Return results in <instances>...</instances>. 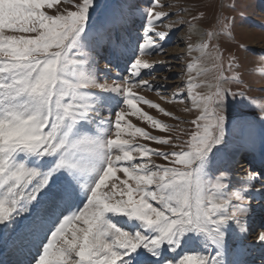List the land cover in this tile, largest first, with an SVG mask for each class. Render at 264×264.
I'll list each match as a JSON object with an SVG mask.
<instances>
[{
	"label": "snow or ice",
	"instance_id": "1",
	"mask_svg": "<svg viewBox=\"0 0 264 264\" xmlns=\"http://www.w3.org/2000/svg\"><path fill=\"white\" fill-rule=\"evenodd\" d=\"M59 3L0 0V243L21 255L37 248L27 264H247L230 241L248 235L253 196L264 198V156L242 176L235 165L238 156L255 149L264 98L249 100L245 92L218 84L191 122L197 130L190 141L172 145L179 151L132 144L121 138L132 134L126 129L172 144L171 137L151 135L124 119L127 106L154 128H167L137 101L165 110L132 92L153 89L139 78L155 67L137 56L123 31L139 6L121 0V11L96 25L90 9L99 0H82L64 14L43 10ZM157 4L153 0L144 13L141 53L163 51L149 35H167L155 32L156 21L167 15L153 11ZM236 27L235 16H223L217 38ZM101 53L109 63L130 60L129 79L119 83L123 77L117 73L111 84L102 82L111 69L98 68ZM229 97L255 109V119L241 115L230 121ZM259 140L264 145V130ZM152 155L184 170L154 164ZM255 243L264 246V231Z\"/></svg>",
	"mask_w": 264,
	"mask_h": 264
},
{
	"label": "rangeland",
	"instance_id": "2",
	"mask_svg": "<svg viewBox=\"0 0 264 264\" xmlns=\"http://www.w3.org/2000/svg\"><path fill=\"white\" fill-rule=\"evenodd\" d=\"M95 2L96 0H94ZM134 2L139 6L132 10L134 22L126 25L123 31L128 34V39L137 56L143 62L153 64L155 67L151 70H142L139 78L150 81L154 90L133 87L132 92L145 97L153 104H158L165 110V113L172 115H166L157 108L137 101V106L143 112H147L161 121L167 125V128H154L146 119L132 115L127 106H124L126 110L124 119L135 127L143 128L151 135L171 137L172 144L161 145L150 139H145L135 133V128L126 129V132L132 134L122 135L121 138L129 140L132 144L146 145L154 150L179 151V148L173 149L172 145L190 141L191 133L197 130L191 122L201 114L204 109V98L212 95L218 84L230 92H245L249 100L258 101L264 98V0H158L153 11L167 15L156 21L155 32H163L167 35L165 39H160L155 33H149V35L152 36L153 41L162 46L163 51L150 49L143 53L139 51L137 40L138 43H145L147 40L145 30L148 25L144 13L148 8L153 7V0H134ZM78 3H82V0H60V3L54 5L52 9L45 8L43 10L48 15L64 14L66 11H76L75 5ZM221 4L225 6L223 9H221ZM233 4L235 8L231 7ZM120 11L121 0H99V6L90 9L93 23L96 25H101L106 16ZM123 11L126 13L129 11L126 5ZM218 12L221 13L220 16H216ZM223 16H235L237 27L234 33L225 31L223 36L217 38V34L223 31L219 28ZM6 34L21 35L22 33ZM242 46H247L246 50ZM242 59L244 60L243 67H241ZM129 63L130 60L123 59L119 61L113 59V62L109 63L101 53L98 58V68L108 67L111 69L107 73V79L102 82L111 84L117 73L123 77V80L118 81L119 83L128 80L129 74L126 69ZM189 65L191 67H188ZM190 78L191 82L189 83ZM181 90L183 95L175 97L174 94ZM189 91L192 96L188 95ZM228 99L230 100L225 106V113L228 114L230 121L241 115L255 119V109L248 107L245 102L231 100V97ZM262 130H264V125H258L254 151L243 152L237 157L239 162L235 165L236 175L242 176L250 168L259 167L261 158L264 156V145L259 140V133ZM228 135L231 139V124H229ZM133 156L135 157L137 154L133 152ZM151 161L157 165L176 166L184 170L182 166L172 165L162 157L155 155L151 156ZM137 162L142 161L137 157ZM117 176L124 179L122 172H118ZM205 179L207 180L209 177H205ZM256 186L259 187V185ZM263 206L264 198L254 194L248 235L246 237L237 236L230 241L234 249L243 253L242 258L247 261V264H264V246L255 243L258 232L264 231ZM257 207L259 208L254 210ZM188 247L197 246L189 245ZM36 251L37 248L33 247L26 254L21 255L10 244L6 246L4 243H0V253H3L0 263L21 264L23 261L24 264H27ZM166 255L170 254L166 253Z\"/></svg>",
	"mask_w": 264,
	"mask_h": 264
},
{
	"label": "bare ground",
	"instance_id": "3",
	"mask_svg": "<svg viewBox=\"0 0 264 264\" xmlns=\"http://www.w3.org/2000/svg\"><path fill=\"white\" fill-rule=\"evenodd\" d=\"M237 175H239V174H237ZM264 207V206H263ZM259 207H257L256 209H254V210H257ZM2 254L3 253H0V257L2 256ZM0 264H4L3 262H1Z\"/></svg>",
	"mask_w": 264,
	"mask_h": 264
}]
</instances>
